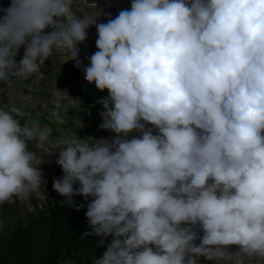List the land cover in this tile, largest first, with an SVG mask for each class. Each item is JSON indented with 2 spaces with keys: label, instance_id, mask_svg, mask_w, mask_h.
<instances>
[{
  "label": "clouds",
  "instance_id": "obj_1",
  "mask_svg": "<svg viewBox=\"0 0 264 264\" xmlns=\"http://www.w3.org/2000/svg\"><path fill=\"white\" fill-rule=\"evenodd\" d=\"M73 3L0 4V84L57 51L80 69L95 26L84 78L108 91L100 128L116 135L58 141L52 183L62 206L89 201L81 240L112 237L93 264H264V0H132L106 23ZM21 116L0 108V205L46 183L28 149L48 132Z\"/></svg>",
  "mask_w": 264,
  "mask_h": 264
},
{
  "label": "rangeland",
  "instance_id": "obj_2",
  "mask_svg": "<svg viewBox=\"0 0 264 264\" xmlns=\"http://www.w3.org/2000/svg\"><path fill=\"white\" fill-rule=\"evenodd\" d=\"M131 2L132 0H74L73 10L77 15H99L101 9L102 13L97 23H106L108 17L103 14L104 12L111 13L114 18L121 10H130ZM0 4L7 7L9 0H0ZM96 39V28L91 26L88 29V39L78 45L79 58L84 62L80 69L75 67V61H67L68 57L63 51H57L38 73L28 78L14 79L11 84H0V108L8 109L15 106L23 112V116L18 117L22 125L28 123L37 131L48 132V140L42 145H38L36 141L29 142V147L36 153L37 160L44 161L40 165L37 164V167H40L44 174L46 183L42 184L40 191L33 194L29 201L23 204L20 202L5 204L7 216L0 228V248L5 247L3 252H7L8 249L10 251L9 246L14 244V240L27 242L28 249L36 252L44 248L42 235L35 234L32 222L39 220V215H44L51 209L61 210V202L65 200V197L57 192L52 194L53 178H60L63 175L62 169L55 163L58 157L55 144L72 138H87L93 143L89 137L99 140L111 139L116 135L112 131L100 128L103 123L101 113L104 111L101 101L108 98V91L98 90L94 82L89 83L84 78L83 68L89 64L88 57L97 50ZM23 51L22 47L16 57L17 63L22 58ZM132 135L136 133H131L130 136ZM49 199L52 206L47 202ZM73 200L76 205L84 204L81 209L87 210L89 201L84 197L75 196ZM68 209L74 211V207L68 206ZM59 225L67 226V223L60 221ZM96 237L98 245L102 238ZM111 239V236L104 238L103 245L109 244ZM236 248L237 246H232L233 251ZM10 254H1L4 259L0 264H17ZM241 260L244 258L241 257ZM200 264L213 262L201 257ZM244 264H247L246 260Z\"/></svg>",
  "mask_w": 264,
  "mask_h": 264
},
{
  "label": "trees",
  "instance_id": "obj_3",
  "mask_svg": "<svg viewBox=\"0 0 264 264\" xmlns=\"http://www.w3.org/2000/svg\"><path fill=\"white\" fill-rule=\"evenodd\" d=\"M73 73H75L74 70ZM28 150L32 151V148L29 147ZM54 193L56 191L53 190L52 194ZM47 202L52 206L50 199ZM6 210L5 204L0 205L2 224L7 216ZM86 211L84 209L77 211L75 208L72 211L65 204L61 206V210L51 209L44 215H39V220H33L32 224L34 223L35 234L42 235L44 248L36 252L28 249L27 242L14 240V244L9 246L10 251L8 249L7 252H3L5 247L0 248V261L4 259L1 254L11 253L17 264H64L66 260L75 261L76 264H93L94 259L103 256L108 244L96 245V236H86L81 240L84 233L91 232L85 215ZM60 221L67 223V226L59 225Z\"/></svg>",
  "mask_w": 264,
  "mask_h": 264
}]
</instances>
